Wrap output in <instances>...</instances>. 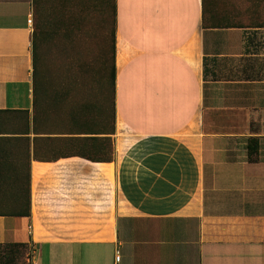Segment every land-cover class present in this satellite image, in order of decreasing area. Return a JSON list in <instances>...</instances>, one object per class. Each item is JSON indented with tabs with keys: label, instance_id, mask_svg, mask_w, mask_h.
<instances>
[{
	"label": "crops",
	"instance_id": "0c3cea01",
	"mask_svg": "<svg viewBox=\"0 0 264 264\" xmlns=\"http://www.w3.org/2000/svg\"><path fill=\"white\" fill-rule=\"evenodd\" d=\"M262 5L116 0L111 131L102 88L46 98L32 0H0V264H264V24H204Z\"/></svg>",
	"mask_w": 264,
	"mask_h": 264
},
{
	"label": "rangeland",
	"instance_id": "374dc122",
	"mask_svg": "<svg viewBox=\"0 0 264 264\" xmlns=\"http://www.w3.org/2000/svg\"><path fill=\"white\" fill-rule=\"evenodd\" d=\"M253 1H258L260 6L264 3V0ZM32 5L36 78L46 98L51 96L52 87L68 86V77H74L72 84L79 88L90 86L92 92L102 88L92 81L110 80L114 0H32ZM240 21L264 24V19ZM55 76L61 81L54 83ZM26 251L30 263V252L23 249L20 253L24 259ZM47 257L46 254L44 258Z\"/></svg>",
	"mask_w": 264,
	"mask_h": 264
},
{
	"label": "trees",
	"instance_id": "16d2710c",
	"mask_svg": "<svg viewBox=\"0 0 264 264\" xmlns=\"http://www.w3.org/2000/svg\"><path fill=\"white\" fill-rule=\"evenodd\" d=\"M114 13H115V27L113 30V40H112V66L110 68V80L109 78L104 82L102 79H94L92 82L95 84H100L102 86V91H106V99L108 101L107 103V122L108 124L111 123L113 131L114 129V121H115V91H116V65H115V45H116V26H117V6H116V0H114ZM204 24L207 27H244L242 25L240 20H229V19H206L204 20ZM35 34L36 32L34 31V39H33V56H34V76L36 77V47H35ZM107 78V77H106ZM103 95V92H102ZM94 96V93H93ZM95 97V96H94ZM256 142L257 140H251L249 144L250 152V160L255 161L257 160V151L258 148L256 147ZM252 143H255L256 145L253 146ZM19 213V212H17ZM18 215H23V216H30L31 215V190H30V185L28 189V200H27V208L25 211H22L21 214Z\"/></svg>",
	"mask_w": 264,
	"mask_h": 264
},
{
	"label": "built area",
	"instance_id": "2783aa9c",
	"mask_svg": "<svg viewBox=\"0 0 264 264\" xmlns=\"http://www.w3.org/2000/svg\"><path fill=\"white\" fill-rule=\"evenodd\" d=\"M30 22H32V19H30ZM120 259H121V256L119 254V251H117V255H116L115 260H116L117 263H119L120 262Z\"/></svg>",
	"mask_w": 264,
	"mask_h": 264
}]
</instances>
